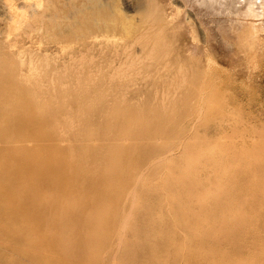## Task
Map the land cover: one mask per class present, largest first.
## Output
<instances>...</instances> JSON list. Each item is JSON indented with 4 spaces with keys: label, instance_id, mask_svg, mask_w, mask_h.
<instances>
[{
    "label": "rangeland",
    "instance_id": "obj_1",
    "mask_svg": "<svg viewBox=\"0 0 264 264\" xmlns=\"http://www.w3.org/2000/svg\"><path fill=\"white\" fill-rule=\"evenodd\" d=\"M246 2L151 0L154 9L150 4L138 10L136 0H0V63L14 80L18 77L19 86H39L37 101L44 108V115L31 119L33 129L24 121L16 123L21 132L12 128L19 147L36 155L35 169L45 172L39 184L46 194L34 208L44 213L53 204L61 183L54 182L52 164L57 153L75 159L88 148L86 129L105 132L99 156H82L85 166L110 162L115 135L127 156L112 170L97 171L102 172L100 184L103 176L110 180L102 184L108 188L105 203L115 205L104 221L92 216L96 201L75 196L89 207L79 223V242L89 247L81 264H203L200 253L208 246L203 230L211 227L225 239L243 231L233 229L230 214L248 219L247 211L255 209L245 204L252 197L245 190L249 182L244 176L250 173L239 165L247 164L249 156L264 160V18L247 15ZM8 4L22 17L10 15ZM80 10L99 13L102 20L84 24ZM107 20L112 30L102 34L97 26ZM54 35L61 37V46ZM48 127L46 143H38ZM199 158L201 170L193 171ZM188 164L193 168L188 170ZM92 177H81L77 185L95 184ZM67 195L61 200L73 197ZM172 196L186 209L179 217L195 229V241L171 225ZM149 208L152 214L145 212ZM224 213L229 217L223 218ZM62 214L77 217L71 206ZM158 214L166 220L159 230L168 234L156 240L146 228ZM49 215L45 217L52 221ZM42 242L54 247L47 238ZM79 242L71 247L79 251ZM12 248L0 245L5 257L16 256ZM217 249L229 253L228 243ZM58 253L49 255L56 260ZM231 258L255 264L245 248ZM21 261L51 263L45 256L43 261Z\"/></svg>",
    "mask_w": 264,
    "mask_h": 264
},
{
    "label": "bare ground",
    "instance_id": "obj_2",
    "mask_svg": "<svg viewBox=\"0 0 264 264\" xmlns=\"http://www.w3.org/2000/svg\"><path fill=\"white\" fill-rule=\"evenodd\" d=\"M246 1L247 15H251L252 17L259 16L260 18H264V0ZM95 3L99 5L98 2ZM150 4L151 0H136V7L138 10L149 8ZM9 5L10 4H8V11L10 12V15L12 14L20 16L21 13H16L15 9L10 8L11 6ZM152 7L154 9L155 6L152 5ZM153 11L155 12V10ZM21 17L22 14L20 18ZM16 18L19 21L18 17ZM79 18L82 23L87 25H95L99 20H102L99 13H93L91 11L85 12L82 10H80ZM118 18L121 19V17ZM35 19H38L36 21L39 22L41 17L38 18L37 16V18ZM115 25V23L112 24V26ZM97 27L103 30L101 32L102 34L105 31L112 30L108 26V20L105 21L101 26ZM52 40L55 44H58L59 46L62 45L60 36L54 35L52 37ZM141 49L142 48H140V50ZM17 78L18 77H15L14 80L13 74H11V72L10 74L8 73L7 69L4 67L3 62L1 61L0 118L4 116L7 117H5L3 121L0 120V245L9 243L13 247V254H15L16 256L13 257L11 255L5 257L0 251V264H25L21 261L22 258H27V260L31 262L43 261L44 256L49 257V262L51 260V263L46 262V264H59V261H62V264H81L80 261L82 260L86 250L88 251L86 252V254H89V247L85 243L79 242V237L81 236V234H79L78 232L81 229L79 223L84 217L82 215L86 212L87 209H89V207H83V204L80 203L81 199L78 200L75 198V196H84L87 199L96 201L93 206L94 209L92 211V216L94 220L97 219L100 222L104 221V215L107 214L110 210H114L115 205L105 203V195L107 194L106 192L108 191V188L105 189L102 184L104 182H107V180V184H109L110 180L108 178L105 179L103 176L101 177L100 184L99 177L106 168H108V170H112V164L117 165L120 162L125 161L127 159V156H123L119 145V136L115 135L113 136L110 143V145H113L112 153L109 155L110 162L105 164H95L91 168L85 166L82 162H80L82 156L90 155V157L93 156L94 158H97V156H99L100 150L98 149V145L101 142L102 136L105 132V130L94 132V129H92L91 127H87L91 128L86 129L85 131V134L87 135L89 140L88 148L80 152L78 158L70 159L71 157H67V155L65 156L63 154L61 155L57 153V155H59L57 156L58 160L55 161L56 163L52 164V167L55 170L54 179L56 181L54 182L61 183V187H56V189H59V192H57L56 195L54 194L52 199L53 204L50 203V207L45 208L44 213L37 211L34 208L35 203L42 201V197H44L46 194L44 186L39 184V179L43 174H45V172L41 169H35V164L33 162L36 158V155L34 153H32L31 155L29 151L21 149L19 147L20 141L15 138V134L12 132L15 128L21 132L22 128H20V126L16 124L19 121H24L28 129H33L31 119L44 115V108L41 102L37 101L36 90H40L39 86L35 84L29 89H27V87L23 88L19 86V82L16 81ZM42 125L44 128L45 122H43ZM2 127H9V131H3ZM50 130L51 128L48 127V130L46 132V134H48L47 136H45L44 134L38 136V143H46L47 138H49L50 136V133H48ZM20 140L25 141V137L21 138ZM123 153L126 154L124 150ZM246 159L249 160L247 164L239 165V168L241 170H244V173H250L248 176H244L248 179L247 181L249 182L245 184V190L246 193H251L252 197H250V200L245 204H247V208H254L255 210L247 211L249 213L248 219L242 218L240 215L230 214L233 229L243 230L239 234H235L234 237L232 236L225 239V234L221 233L220 231L214 230L211 227L203 230L201 236L204 237L208 244L207 250L200 253L201 255H203V264H239L233 261L232 258L230 259V257L243 251L244 248L245 253L248 256V260L252 258L255 264H264V179H261L260 176H258V174L256 173V171H258L259 173H261V175H264V160L261 159L260 155L249 156ZM200 161L201 158H199L197 161H193V171L199 170L200 172L201 169H198L196 166V164L199 165ZM27 162H29V164ZM25 165H27L26 167H29L30 170H27L26 167H24ZM191 168L193 167L189 166L188 164L187 169L190 170ZM99 169L104 170L99 173L97 172ZM93 174L96 176L95 184L86 187V184L84 183L81 188L77 185L79 184V180H82V178L87 180L95 179L92 177ZM180 181L181 184L184 182V176L180 178ZM181 184H179V187H182ZM169 185H171V183ZM35 186L42 187V189L40 188L38 194H36L35 191L33 192V188ZM67 194L69 196H73L72 198L70 196V199L72 200H67V198L65 200L69 202L61 200L63 197L65 198V195ZM171 199L172 200L169 213L175 216V218H173L170 222L171 225H176L178 228L180 227L186 239L187 237L191 236L189 238V241H195V229L192 228L191 230V226L189 225V223L183 220L182 217H179L182 212L183 214H185L186 209L179 203L176 197L172 196ZM225 202L227 205L230 204L228 199ZM68 206H71V209L75 210L77 215L76 219L63 217L62 213L64 211V208H67ZM153 211L154 210L152 208L147 209V211L145 210L147 214H152ZM231 212L232 211H230V213ZM48 213H50L49 216L51 217L52 221H47L45 216H47ZM159 213H161V210H159ZM158 215V218L156 217L155 220L152 221L150 225H148L149 228H146L149 233L157 235L155 236L156 240L160 238H166V235L168 234L167 233L164 235L162 233L164 230L163 228L159 230V228L163 224V221L166 220H161L162 215ZM222 216L223 218H225V216L229 217V214L224 213ZM194 217L195 215H192L191 219H193ZM94 220H92V225ZM61 228L63 230L62 233H60ZM90 229H92V227ZM169 230H171V234L169 235H172V228H169ZM64 234H67V236H62ZM4 237L6 239L9 237V239L5 240ZM43 237L47 238V244H52L54 247L52 248V246L44 244V242H42V239H44ZM50 238L52 240H50ZM73 241L79 242V251H77V248L76 250H74L71 247L74 244H72ZM225 243H228L229 248V253L227 254L217 249L219 246H222V244L224 246ZM52 251L53 255L55 254V252H60V255H62V259L61 257H59V253L58 256H56V258L59 257L58 259H56L58 261L54 259L57 253L54 255V258H51L50 255H52V253L50 254V252ZM84 258L83 261H85L86 259ZM53 259L55 260V263L53 262Z\"/></svg>",
    "mask_w": 264,
    "mask_h": 264
}]
</instances>
